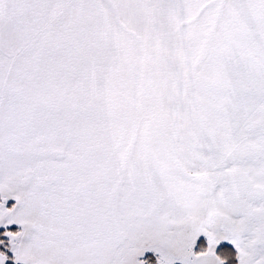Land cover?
I'll use <instances>...</instances> for the list:
<instances>
[{
  "label": "snow or ice",
  "instance_id": "snow-or-ice-1",
  "mask_svg": "<svg viewBox=\"0 0 264 264\" xmlns=\"http://www.w3.org/2000/svg\"><path fill=\"white\" fill-rule=\"evenodd\" d=\"M0 264H264V0H0Z\"/></svg>",
  "mask_w": 264,
  "mask_h": 264
}]
</instances>
